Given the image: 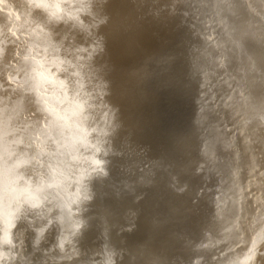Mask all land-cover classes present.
<instances>
[{"label":"rangeland","instance_id":"rangeland-1","mask_svg":"<svg viewBox=\"0 0 264 264\" xmlns=\"http://www.w3.org/2000/svg\"><path fill=\"white\" fill-rule=\"evenodd\" d=\"M164 1L162 6L166 3L177 18L176 36L189 58L184 79L193 125L185 144L198 140L195 181L188 182L185 161L173 168L162 153L149 154L137 138L139 82L153 62L157 67L167 58L165 51L146 49L139 37L143 18L160 2L109 0L105 11L110 20L100 29L106 49L95 61L99 67L84 68L74 61L67 74L72 89L78 83L73 72L88 73L94 81L86 89L92 97L87 114L93 119L104 99L119 107L108 175L93 182L95 196L83 213L84 228L77 227L79 217L69 215L34 248L32 230L24 222L18 225L25 233L22 254L28 264H264V0ZM0 3V71L6 70L0 77L8 76L3 75L5 82L0 78V96L22 98L23 117L13 119L24 129L25 150L40 154L39 167H55L58 158L48 155L55 150L52 138L60 143L78 139V121L69 115L58 131L50 128L13 82L22 42L19 33L12 37L9 30L16 24L13 18L26 10V0ZM57 41L62 55L72 58L80 37L53 26ZM101 76L110 81L106 97L96 83ZM77 103L69 93L65 106L75 110ZM4 108L0 102V115L10 116ZM110 198L119 200L117 207ZM141 207V216L152 226L174 224L170 233L126 239L125 229L137 223ZM188 211L196 226L185 231L181 223Z\"/></svg>","mask_w":264,"mask_h":264},{"label":"clouds","instance_id":"clouds-1","mask_svg":"<svg viewBox=\"0 0 264 264\" xmlns=\"http://www.w3.org/2000/svg\"><path fill=\"white\" fill-rule=\"evenodd\" d=\"M108 3L109 0H26V10L15 17V30H9L13 37L19 33L22 42L18 64L14 66L17 88L31 98L36 112L46 117L50 128L58 131L70 115L78 121L82 134L71 143L52 138L55 150L48 155L57 157L58 163L41 168L40 154L25 150V140L20 138L24 129L13 119L23 117L22 98L0 96L4 113L11 114L0 115V264H28V257L22 254L25 233L18 228L21 222L32 230L34 248L40 246L53 225L69 215L79 217L77 227L84 228L87 220L83 213L95 196L93 182L108 175L110 140L120 127L119 107L104 99L99 115L93 119L87 114L92 97L86 89L94 81L88 73L73 72L78 83L72 89L67 76L74 61L84 68L99 67L95 61L106 49L100 29L110 20L105 11ZM53 26H64L80 37L72 58L62 55L59 41L53 42ZM96 83L104 97L109 95L110 81L101 76ZM69 93L78 101L75 110L65 106Z\"/></svg>","mask_w":264,"mask_h":264},{"label":"water","instance_id":"water-1","mask_svg":"<svg viewBox=\"0 0 264 264\" xmlns=\"http://www.w3.org/2000/svg\"><path fill=\"white\" fill-rule=\"evenodd\" d=\"M159 2L143 18L139 37L146 49L165 51L167 58L157 67L153 62L139 82L135 104L137 138L146 146L149 154L155 156L162 153L173 168H178L185 161V166L189 168H186L188 182H194L195 163L200 157L198 140L188 147L185 144L189 136L188 127L193 125V115L190 114L191 96L184 79L189 58L176 36L178 29L180 31V27L176 26V16L169 12L166 3L162 6L164 0ZM162 193L167 194L168 190H163ZM110 199V205L117 207L119 200ZM141 213L142 207L137 215V223L125 229L126 239L136 240L145 236L157 238L163 234L166 236L174 226H152L143 219ZM181 226L185 231L194 230V213L188 211V217Z\"/></svg>","mask_w":264,"mask_h":264},{"label":"bare ground","instance_id":"bare-ground-1","mask_svg":"<svg viewBox=\"0 0 264 264\" xmlns=\"http://www.w3.org/2000/svg\"><path fill=\"white\" fill-rule=\"evenodd\" d=\"M1 2H2V1H1ZM0 4H1V3H0ZM2 6H3V5H2ZM2 6H0L1 9H2ZM3 8H4V7H3ZM1 11H3V10H1ZM5 12H6V11H5ZM8 12H9V11H8ZM2 14H3V12H2ZM0 16H1V15H0ZM9 16H10V15H9ZM9 16H8V17H9ZM4 17L7 18V16H4ZM10 17H11V16H10ZM10 17H9V18H10ZM12 17H13V16H12ZM9 18H8V20H10ZM0 19H1V18H0ZM13 19H15V18H13ZM5 20H6V19H5ZM8 20H7V21H8ZM3 21H4V19H3ZM12 22H13V21H12ZM0 23H2V20H1ZM14 23H15V22H14ZM2 25H3V24H2ZM4 25H5V24H4ZM7 25H8V24H7ZM10 26H11V24H10ZM8 27H9V25H8ZM6 28H7V27H6ZM9 28H10V27H9ZM11 28H12V26H11ZM14 28H15V26H14ZM14 28H13V30H15ZM4 29H5V28H4ZM9 34H10V33H9ZM4 35H5V34H4ZM17 35H18V33H17ZM7 36H9V35H7ZM12 37H13V36H12ZM7 38H8V37H6V40H7ZM2 39H3V38H2ZM3 40H4V39H3ZM3 40H2V41H3ZM9 40H11V39H9ZM18 41H19V40H18ZM5 42H7V41H5ZM12 42H13V41H12ZM12 42H11V43H12ZM19 43H20V42H19ZM0 44H1V39H0ZM5 45H6V44H5ZM10 45H11V44H10ZM2 48H3V47H2ZM9 49H10V48H9ZM4 50H5V49H4ZM13 51H14V50H13ZM7 53H10V52H7ZM14 53H15V52H14ZM14 53H13V54H14ZM2 56H3V55H2ZM4 56H5V54H4ZM7 57H8V55H7ZM7 57H6V60H7ZM11 57H12V55H11ZM1 59H2V58H1ZM6 60H5V61H6ZM5 61H4V63H7V61H6V62H5ZM12 62H13V61H12ZM0 63H2V61H0ZM16 63H17V62H15V64H16ZM17 64H18V63H17ZM0 65H1V64H0ZM4 65H5V64H4ZM10 65H11V64H10ZM12 65H13V64H12ZM6 66H7V65H6ZM6 66H5V67H6ZM13 66H14V65H13ZM13 66H12V67H13ZM3 67H4V66H1V68H3ZM10 68H11V66H10ZM6 69H7V68H6ZM0 70H1V69H0ZM3 71H4L5 74H6V70H3ZM3 71H2V72H3ZM7 71H8V70H7ZM0 72H1V71H0ZM2 72H1V73H2ZM3 75H4V74H3ZM3 75L1 74V77H0V78H2V80H4V79H3ZM4 76H5V75H4ZM5 77H8V76L6 75ZM0 80H1V79H0ZM4 82H5V80H4ZM1 83H2V82H1Z\"/></svg>","mask_w":264,"mask_h":264}]
</instances>
